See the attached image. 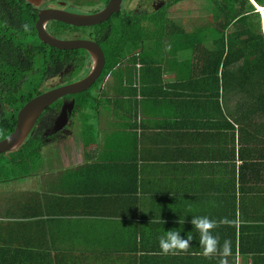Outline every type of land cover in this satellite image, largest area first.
Returning a JSON list of instances; mask_svg holds the SVG:
<instances>
[{
	"label": "crops",
	"instance_id": "1",
	"mask_svg": "<svg viewBox=\"0 0 264 264\" xmlns=\"http://www.w3.org/2000/svg\"><path fill=\"white\" fill-rule=\"evenodd\" d=\"M153 53L108 72L83 145L39 149L36 172L0 182V264H219L196 216L230 241L227 264H264V99L225 92L191 52ZM172 229L190 246L164 254Z\"/></svg>",
	"mask_w": 264,
	"mask_h": 264
},
{
	"label": "flooded vegetation",
	"instance_id": "2",
	"mask_svg": "<svg viewBox=\"0 0 264 264\" xmlns=\"http://www.w3.org/2000/svg\"><path fill=\"white\" fill-rule=\"evenodd\" d=\"M108 2L109 0H0V137H3L0 140L12 134L9 132L13 127L14 117L17 122L19 112L30 101L65 85L82 81L93 68V58L86 50H62L40 41L37 31L39 12L58 10L76 15H93L104 10ZM170 2L172 1L151 0L149 3L148 0H138L136 5L139 7L134 8L133 0H122L119 11L99 25L77 27L51 20L45 24V29L51 36L61 41L86 40L97 44L105 55L104 73L108 66L106 43L111 34L124 33V29L120 27L121 22L144 12L153 11L150 13L153 15L154 12H159ZM162 4H164L163 7H161ZM147 8H149L148 12ZM18 12H22L23 16L19 17ZM217 13L218 21L217 23L214 21L215 25L212 27L221 32L224 17L221 11ZM31 15L36 16L34 33L31 32ZM232 26L235 27V29L231 28L234 33L237 25ZM30 37L33 39V43L29 41ZM31 57H34V66L31 64ZM36 71L40 74V80L38 83L32 84L31 76ZM77 72L79 75L84 73L86 75L64 85V80L73 79L70 76ZM100 80L101 78L92 88H95L99 95L103 93L101 90L103 83L101 85ZM33 86L36 88L30 91ZM91 90L81 94L82 96H67L47 109L33 127L24 144L31 143L38 149H44L48 146L56 147L70 142V139L76 134L74 132L76 126L84 125L82 118L79 119L81 112L77 103L87 100L88 98L84 94H89ZM78 96H80L79 99ZM72 103H75V109L69 116L67 125L64 128L56 129V123L64 104L70 106ZM15 106L20 107L16 115ZM7 123L9 125L6 129Z\"/></svg>",
	"mask_w": 264,
	"mask_h": 264
},
{
	"label": "trees",
	"instance_id": "3",
	"mask_svg": "<svg viewBox=\"0 0 264 264\" xmlns=\"http://www.w3.org/2000/svg\"><path fill=\"white\" fill-rule=\"evenodd\" d=\"M171 1L177 3L182 0ZM212 4L216 6L218 12H222L224 20L221 24L222 38L214 40V48L211 49L206 45L208 41H205L207 38L202 34L203 31L187 32L183 28L176 27L171 18L160 13L161 11L153 15L144 12L123 20L120 27L124 29V33L111 34L106 43L108 66L101 77V85L108 72L115 70L124 60L130 67H135L138 63L151 66L154 64L153 52H162L165 56L167 52L187 51L198 58L199 62L202 61L207 66L210 64L216 66L217 75L222 68L225 92H231L236 85L240 98L259 99L258 102H262L261 99H264V33L261 14L256 6L264 9V0H212ZM17 14L19 17L23 16L22 12ZM35 20L36 16L31 15L32 33L35 32ZM232 25H237L236 31L227 34L226 31ZM166 38L171 43L170 50L163 46ZM31 64L34 66V57H31ZM234 68L237 69L231 73L234 78H227L226 72L229 73V69ZM84 95L88 99L77 103L80 112L88 110L87 104L91 102L89 100H94L93 95ZM15 108L16 115L20 107L15 106ZM16 123L14 117L13 127L9 133L14 132ZM7 125L9 123L6 124V129ZM2 138L1 136L0 139ZM34 146L31 143L24 144L9 154H0V182L14 178L12 171L21 168L22 163L26 162L28 166L29 162H33L32 164L38 162L40 153Z\"/></svg>",
	"mask_w": 264,
	"mask_h": 264
},
{
	"label": "water",
	"instance_id": "4",
	"mask_svg": "<svg viewBox=\"0 0 264 264\" xmlns=\"http://www.w3.org/2000/svg\"><path fill=\"white\" fill-rule=\"evenodd\" d=\"M122 0H109L105 9L93 15H76L58 10L40 11L38 14L37 31L40 41L62 50L83 49L93 58V68L90 74L80 82L63 86L39 96L30 101L20 112L14 132L5 139L0 140V154L18 149L28 138L33 127L47 109L67 96H77L91 90L101 78L105 67V55L102 49L91 41H61L51 36L45 29L48 21H60L77 27L96 26L105 22L112 14L120 9ZM162 4L161 7H163ZM75 109V103L70 106L64 104L56 123V129L67 125L69 116Z\"/></svg>",
	"mask_w": 264,
	"mask_h": 264
},
{
	"label": "rangeland",
	"instance_id": "5",
	"mask_svg": "<svg viewBox=\"0 0 264 264\" xmlns=\"http://www.w3.org/2000/svg\"><path fill=\"white\" fill-rule=\"evenodd\" d=\"M148 1L150 3L151 0H148ZM136 2H138V0H133V7L134 8L139 7V5H136ZM214 10L216 12L215 14H214ZM146 11L148 12L149 8H147ZM160 11H161L160 13H162L163 15L168 17L169 19L171 18V21L174 22L176 27L183 28L187 32H195V30L197 31V29H196L197 27L203 28V29H199V30L203 31L202 34L205 36V38H207L205 41L220 40L222 38L221 32H218L214 27H212L215 25L214 21L217 23L218 17H219V15L217 13L218 12L217 9L212 4V0H182V1H179L177 3H174V2L171 3L170 2L168 5L163 7ZM152 12L153 11H151L150 13H152ZM155 13H157V12H154L153 14H155ZM260 14H261L262 32L264 33V17H263L262 13H260ZM212 15H213V17H212ZM192 18H195V20L194 21L191 20ZM199 18H201L202 21H199L200 20ZM188 19H190V21ZM205 27H207L206 30H205ZM231 28L235 29L234 26L230 27L227 30V34L232 33V31H234ZM29 41L33 43V39L31 37L29 38ZM211 41H210V44L207 43L206 45H211ZM150 44L154 45L153 43H150ZM170 45H171V43L169 42L168 38H166V40L164 41V44H163L164 48L167 50H170ZM185 52H187V51H185ZM85 75H86V73H84L82 75L81 74L79 75L78 72L74 73L70 76V77H73V79L69 78L67 81L64 80V85L66 83H70L72 81L79 80L82 77H84ZM39 80H40V74L37 73V71H36V73L31 76V82H32V84H36L39 82ZM65 86H67V85H65ZM35 88H36V86L31 87L30 91L32 89H35ZM89 94L93 95L97 98L100 96L98 94V92H96L95 88L92 89ZM77 98L79 99L80 96H78ZM81 118H82V113H80V115H79V119H81ZM89 120H91L93 123L95 122L93 117H91ZM86 130H87L86 125H80L78 127L76 126L75 131H74L76 134H75V137L73 138L75 140L76 139L78 140L76 145H81V144L83 145L84 144V142L86 140V138H85ZM94 130H96V129H94ZM69 143H71V139H70ZM64 145H68V144H64ZM46 158H47V155H46ZM47 159H49V158H47ZM32 163L33 162H29L30 165H28V166H27L26 162L22 163L21 168L12 171L14 176H20L21 174H27L29 172H33L34 171V165L37 166L38 163L34 162V165ZM36 171L37 170L35 169L34 172H36Z\"/></svg>",
	"mask_w": 264,
	"mask_h": 264
},
{
	"label": "clouds",
	"instance_id": "6",
	"mask_svg": "<svg viewBox=\"0 0 264 264\" xmlns=\"http://www.w3.org/2000/svg\"><path fill=\"white\" fill-rule=\"evenodd\" d=\"M191 224L200 235L203 255L206 257L220 255L219 264H227L226 257L231 253V244L230 241L225 240L222 247L219 246L218 238L212 234L217 222L207 216H196L192 217ZM191 239V237L183 238L180 232L172 229L166 231L160 238L159 245L164 254H177L189 248Z\"/></svg>",
	"mask_w": 264,
	"mask_h": 264
},
{
	"label": "built area",
	"instance_id": "7",
	"mask_svg": "<svg viewBox=\"0 0 264 264\" xmlns=\"http://www.w3.org/2000/svg\"><path fill=\"white\" fill-rule=\"evenodd\" d=\"M256 7H257L258 11L263 14V17H264V11H263L264 9L262 7H258V6H256Z\"/></svg>",
	"mask_w": 264,
	"mask_h": 264
}]
</instances>
